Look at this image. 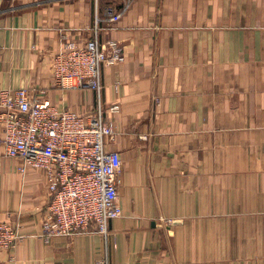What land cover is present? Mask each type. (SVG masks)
I'll return each mask as SVG.
<instances>
[{
    "label": "crops",
    "instance_id": "0c3cea01",
    "mask_svg": "<svg viewBox=\"0 0 264 264\" xmlns=\"http://www.w3.org/2000/svg\"><path fill=\"white\" fill-rule=\"evenodd\" d=\"M91 38L123 60L103 67L100 95L59 87L54 54ZM9 87L82 115L120 106L107 148L122 160V215L107 239L46 241L47 174L21 172L0 143V221L21 234L0 264H264V0H0Z\"/></svg>",
    "mask_w": 264,
    "mask_h": 264
},
{
    "label": "built area",
    "instance_id": "2783aa9c",
    "mask_svg": "<svg viewBox=\"0 0 264 264\" xmlns=\"http://www.w3.org/2000/svg\"><path fill=\"white\" fill-rule=\"evenodd\" d=\"M110 21L122 12L107 7ZM101 30L99 25L95 33ZM123 60L117 42L101 44L91 38L84 44L67 41L52 60V77L61 88L86 86L99 95L102 69ZM101 100L96 110L78 114L59 110L48 100L32 96L27 88H0V143L7 156L20 159L19 170H44L51 200L43 221V236H71L93 230L104 238L111 234V221L122 215L119 177L122 160L107 148L116 132ZM20 225L0 221V250H10L20 240ZM105 257L100 264H108Z\"/></svg>",
    "mask_w": 264,
    "mask_h": 264
}]
</instances>
